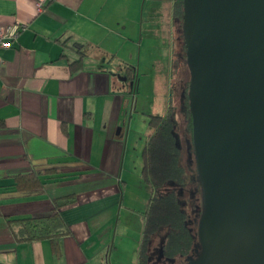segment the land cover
I'll use <instances>...</instances> for the list:
<instances>
[{
  "label": "crops",
  "instance_id": "crops-1",
  "mask_svg": "<svg viewBox=\"0 0 264 264\" xmlns=\"http://www.w3.org/2000/svg\"><path fill=\"white\" fill-rule=\"evenodd\" d=\"M173 2L50 0L38 10L36 0H0V26L26 24L0 48V264H102L109 240L97 239L119 219L131 175L145 207L124 209L141 213L142 234L148 115L166 113L184 67ZM75 41L84 54L71 70ZM30 172L43 186L17 191L14 178ZM66 195L77 200L60 210L69 233L56 250L49 239H14L5 217L46 216Z\"/></svg>",
  "mask_w": 264,
  "mask_h": 264
},
{
  "label": "water",
  "instance_id": "water-1",
  "mask_svg": "<svg viewBox=\"0 0 264 264\" xmlns=\"http://www.w3.org/2000/svg\"><path fill=\"white\" fill-rule=\"evenodd\" d=\"M182 5L201 194L200 253L186 264H264V0Z\"/></svg>",
  "mask_w": 264,
  "mask_h": 264
},
{
  "label": "trees",
  "instance_id": "trees-1",
  "mask_svg": "<svg viewBox=\"0 0 264 264\" xmlns=\"http://www.w3.org/2000/svg\"><path fill=\"white\" fill-rule=\"evenodd\" d=\"M174 15L179 22L181 56L185 62V46L181 33L183 14L182 0H173ZM64 44V43H63ZM74 48L81 54L69 63L71 70H76L82 63L81 50L83 44L75 41ZM187 66V65H186ZM188 83L186 81L180 94L182 109L186 119L187 131L192 146V126L188 107ZM172 100L164 115L149 114L148 126L150 134L143 149V165L141 175L151 191L145 210L143 211V228L139 246V264L149 261V245L154 234L164 227L160 254L166 258L185 257L192 253L198 245L196 224L191 222L183 208L180 195L185 187L186 172L181 162V146L175 131ZM196 173V168H195ZM40 172H30L14 178L17 191L38 190L43 186ZM43 174V173H42ZM198 190L200 189L195 174ZM75 195H66L53 200L51 213L42 217L19 216L5 217L13 237L17 242L49 239L53 250H56L58 238L69 233L60 210L62 207L75 203ZM201 207V206H200ZM1 215V212H0ZM152 245V244H151Z\"/></svg>",
  "mask_w": 264,
  "mask_h": 264
},
{
  "label": "rangeland",
  "instance_id": "rangeland-1",
  "mask_svg": "<svg viewBox=\"0 0 264 264\" xmlns=\"http://www.w3.org/2000/svg\"><path fill=\"white\" fill-rule=\"evenodd\" d=\"M180 44V40H179ZM189 79V71L187 66L184 64L183 72L180 77V80L173 79V84L171 90L173 92L172 96V106H173V118L175 122V131L178 137V141L181 146V162L185 168L186 179L185 187L183 192L180 195V200L183 203L184 210L188 213L191 220L196 217L198 209L201 208V194L200 189L198 190L196 177H195V161L194 155L190 150V138L187 131L186 119L184 116V110L182 109L180 91L183 90L186 81ZM175 83V84H174ZM182 92V91H181ZM165 112V111H163ZM160 115V114H159ZM126 187L123 189L124 199H123V208L119 215L114 216V220L110 221L109 224H106V230L103 232V236L98 238L100 244H102L105 238H108L107 248L101 254L102 264H107L105 255L110 254L113 247L116 246L117 252L112 257V262L115 264H138L137 263V249L136 245L138 244V238L141 235V222L142 216L141 213L135 211L133 213L127 212L125 208L126 205H129L130 202L134 203V207L139 210H143L145 207V202L142 203L139 197V180L135 178L134 175L128 177ZM148 189V188H147ZM136 196L137 199H136ZM119 221V224L117 223ZM164 227H160L157 232L154 234L152 242L154 244L151 247V264H163L159 262L157 257V252L162 243ZM102 232V231H101ZM105 237V238H104ZM115 241L114 246L112 242ZM108 257V263H109ZM180 257L176 258L172 263L176 264L180 261ZM175 262V263H174Z\"/></svg>",
  "mask_w": 264,
  "mask_h": 264
},
{
  "label": "built area",
  "instance_id": "built-area-1",
  "mask_svg": "<svg viewBox=\"0 0 264 264\" xmlns=\"http://www.w3.org/2000/svg\"><path fill=\"white\" fill-rule=\"evenodd\" d=\"M50 0H36L37 9L40 10ZM26 28V24L20 21H14L9 25L0 26V48L11 46L12 41L17 35ZM1 61V58H0Z\"/></svg>",
  "mask_w": 264,
  "mask_h": 264
},
{
  "label": "flooded vegetation",
  "instance_id": "flooded-vegetation-1",
  "mask_svg": "<svg viewBox=\"0 0 264 264\" xmlns=\"http://www.w3.org/2000/svg\"><path fill=\"white\" fill-rule=\"evenodd\" d=\"M200 207V206H199ZM198 213L196 214V217H194L193 220H191V222H194L196 224V235H197V225H198V219H199V216H200V213H201V208L198 209ZM197 237V236H196ZM198 242V241H197ZM157 257L159 260V262H163V264H169V263H172L176 258L178 257H175L174 259H171V258H166L164 256H162L160 254V251L158 250L157 252ZM200 253V247H199V244L193 249L192 253H190L189 255L185 256V257H180V261L176 264H186L188 261H191V260H194L198 257ZM175 263V262H174Z\"/></svg>",
  "mask_w": 264,
  "mask_h": 264
}]
</instances>
